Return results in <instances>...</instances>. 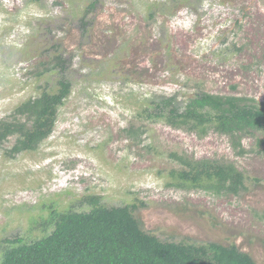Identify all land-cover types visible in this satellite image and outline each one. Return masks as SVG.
<instances>
[{"label":"rangeland","instance_id":"374dc122","mask_svg":"<svg viewBox=\"0 0 264 264\" xmlns=\"http://www.w3.org/2000/svg\"><path fill=\"white\" fill-rule=\"evenodd\" d=\"M90 1L0 0V120L55 86L57 75L36 76L55 47L70 59L72 84L37 150L8 158L15 137L0 144V262L5 239L42 235L49 205L61 212L92 195L106 207L134 205L142 230L160 240L235 245L264 264L257 136L237 156L226 136L198 138L143 114L144 99L160 94L264 104V0H98L82 19ZM172 153L233 163L245 189L233 196L171 187Z\"/></svg>","mask_w":264,"mask_h":264},{"label":"trees","instance_id":"16d2710c","mask_svg":"<svg viewBox=\"0 0 264 264\" xmlns=\"http://www.w3.org/2000/svg\"><path fill=\"white\" fill-rule=\"evenodd\" d=\"M97 4L98 0H91L82 19L93 12ZM153 13L149 14L150 19ZM82 19L80 29L85 33L89 24ZM55 50L57 53L50 56L49 62L41 63L42 71L36 73L37 77L57 75L55 86L41 88L40 95L15 110L17 117H25L24 123L15 114L13 118L0 120V144L15 137L6 150L8 158L38 149L52 134L57 112L71 92L72 84L66 74L70 59L64 60L63 54L56 47ZM144 107L146 120L162 121L173 129L194 133L198 138L205 137L209 131L226 136L237 156L247 153L241 144L244 139L256 135L257 153L264 156L262 103L242 96L201 92L182 100L176 93L154 95L149 100L144 99ZM170 156L178 166L168 172L171 187L233 196L245 189L246 177L233 163L188 158L177 153ZM48 207L53 210L43 223L42 235L29 241L20 237L5 239L0 264H256L235 245L160 240L142 230L134 216V205L106 207L99 196L87 195L61 212L52 205ZM261 220L264 222V213Z\"/></svg>","mask_w":264,"mask_h":264},{"label":"clouds","instance_id":"9594fccd","mask_svg":"<svg viewBox=\"0 0 264 264\" xmlns=\"http://www.w3.org/2000/svg\"><path fill=\"white\" fill-rule=\"evenodd\" d=\"M57 173H62V172H60V171H58ZM64 174V176L66 177V175H65V173H63ZM74 174V173H73ZM72 174V175H73ZM78 175H80V174H78ZM83 175H84V173H83ZM76 178H75V180H77V173H75V175H74ZM59 178H61V176H59ZM62 180H63V178H62ZM64 181H66V180H64ZM72 181V180H71ZM66 183H68V182H66Z\"/></svg>","mask_w":264,"mask_h":264}]
</instances>
